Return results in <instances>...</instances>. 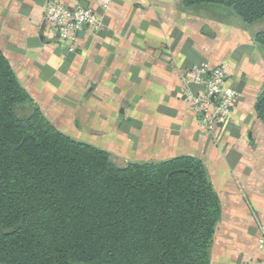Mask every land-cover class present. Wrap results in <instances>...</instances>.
Listing matches in <instances>:
<instances>
[{
	"label": "crops",
	"instance_id": "0c3cea01",
	"mask_svg": "<svg viewBox=\"0 0 264 264\" xmlns=\"http://www.w3.org/2000/svg\"><path fill=\"white\" fill-rule=\"evenodd\" d=\"M49 1L91 7L102 29L82 27L76 50L57 42ZM264 19L244 23L216 5L183 0H0V50L19 84L59 131L107 151L118 165L199 159L219 198L209 264H264ZM224 65L239 92L229 120L199 129L182 101L203 90L193 67ZM207 71V72H208ZM207 75H204L206 77Z\"/></svg>",
	"mask_w": 264,
	"mask_h": 264
},
{
	"label": "trees",
	"instance_id": "16d2710c",
	"mask_svg": "<svg viewBox=\"0 0 264 264\" xmlns=\"http://www.w3.org/2000/svg\"><path fill=\"white\" fill-rule=\"evenodd\" d=\"M183 3L264 19V0ZM255 110L264 122V89ZM219 216L199 159L116 164L56 129L0 50V264H209Z\"/></svg>",
	"mask_w": 264,
	"mask_h": 264
},
{
	"label": "built area",
	"instance_id": "2783aa9c",
	"mask_svg": "<svg viewBox=\"0 0 264 264\" xmlns=\"http://www.w3.org/2000/svg\"><path fill=\"white\" fill-rule=\"evenodd\" d=\"M43 15L45 21L55 29L58 44L68 52L76 50V33L79 29H102L101 19L91 7L77 5L68 9L60 2L49 1L44 6ZM207 71L206 65L191 69V79L194 82H202L203 90L194 93L186 88L182 101L197 116L199 129L210 132L229 120L239 92L227 85V71L224 65H216ZM256 242L257 247L264 251V226L260 228Z\"/></svg>",
	"mask_w": 264,
	"mask_h": 264
},
{
	"label": "rangeland",
	"instance_id": "374dc122",
	"mask_svg": "<svg viewBox=\"0 0 264 264\" xmlns=\"http://www.w3.org/2000/svg\"><path fill=\"white\" fill-rule=\"evenodd\" d=\"M18 114H20V115H21V114H23V113H18Z\"/></svg>",
	"mask_w": 264,
	"mask_h": 264
}]
</instances>
